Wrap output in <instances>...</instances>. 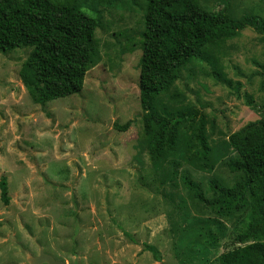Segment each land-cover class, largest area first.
<instances>
[{
    "label": "rangeland",
    "instance_id": "374dc122",
    "mask_svg": "<svg viewBox=\"0 0 264 264\" xmlns=\"http://www.w3.org/2000/svg\"><path fill=\"white\" fill-rule=\"evenodd\" d=\"M78 1L100 16L81 92L35 103L19 75L32 48L0 52V180L10 197L5 204L0 187V264H47L35 261L41 253L66 264L215 261L249 222V206L218 215L209 184L242 178L231 169L239 154L230 135L264 118V34L247 27L180 70L155 111L195 116L177 125L173 148L158 156L139 89L147 0ZM199 1L210 11L228 3L234 18L264 17V0ZM129 120L126 131L115 127Z\"/></svg>",
    "mask_w": 264,
    "mask_h": 264
},
{
    "label": "trees",
    "instance_id": "16d2710c",
    "mask_svg": "<svg viewBox=\"0 0 264 264\" xmlns=\"http://www.w3.org/2000/svg\"><path fill=\"white\" fill-rule=\"evenodd\" d=\"M228 10V3L210 11L199 0H147L139 89L146 111L145 133L158 156L173 148L177 125L195 116L167 117L155 111L158 96L180 77V70L202 57L209 45L232 39L247 27L264 34V17L245 13L234 18ZM99 25L100 16L87 12L78 0H0V52L32 48L19 75L33 102L44 106L82 91L97 54ZM131 124V120L123 125L116 122L115 127L126 131ZM198 139L208 148L203 128ZM230 141L239 154L231 169L243 175L230 187L211 180L212 205L220 216L249 206V222L236 235L238 245L208 264H264V118L233 132ZM184 182L203 198L194 181L185 177ZM0 187L2 200L8 204L6 177L1 178ZM147 248L161 260L155 246Z\"/></svg>",
    "mask_w": 264,
    "mask_h": 264
},
{
    "label": "water",
    "instance_id": "95a60500",
    "mask_svg": "<svg viewBox=\"0 0 264 264\" xmlns=\"http://www.w3.org/2000/svg\"><path fill=\"white\" fill-rule=\"evenodd\" d=\"M42 254H43L44 258L42 260H40V261H37V259L39 257H41ZM41 255H39V257L35 259L36 262H38V263L46 262L47 264H66L63 261H60V260L55 259L51 255H47V254L45 255L44 253H41Z\"/></svg>",
    "mask_w": 264,
    "mask_h": 264
}]
</instances>
